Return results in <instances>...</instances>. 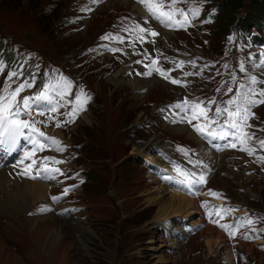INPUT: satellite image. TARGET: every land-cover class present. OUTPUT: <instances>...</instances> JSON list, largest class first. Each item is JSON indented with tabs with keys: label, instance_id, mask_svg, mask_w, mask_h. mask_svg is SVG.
<instances>
[{
	"label": "rangeland",
	"instance_id": "374dc122",
	"mask_svg": "<svg viewBox=\"0 0 264 264\" xmlns=\"http://www.w3.org/2000/svg\"><path fill=\"white\" fill-rule=\"evenodd\" d=\"M21 1L23 5L17 4L15 7L7 2L15 4L16 0H0V66L3 68L0 70V95L6 85L11 87L17 80V76L9 78V74L16 72L21 75L25 69V63L19 59L25 55L28 47L38 50L45 61L58 64L75 74L85 84L82 87H87V92L92 95L91 101L87 100L90 103L89 109L82 113L85 114L82 117L79 115L75 123H71L75 117L63 116L57 111L40 115L30 108V116L21 114L20 118L24 120L51 122L49 130L64 136L78 154L67 150L68 158L62 159L49 155L50 147H47L48 155L37 151V163L29 170L31 174L33 171H41L38 178L47 180L50 186L38 180H29L45 184L49 190L46 199L38 200L33 205L28 203L31 206L26 208L24 214L28 218L53 214L67 231L60 237H54L51 234L52 228L45 230L32 227L25 219H21L24 216L23 210L14 213L0 211V264H264L263 251L254 244H236L238 261L233 263L231 258L234 247L227 246L225 242H205L201 232L203 229L177 239L169 236L162 228L163 224H167L171 227L169 231L175 230L173 227H179L180 223L172 220L175 216L172 213L157 219L156 205L144 200L160 186L165 187L166 196L173 191L158 177L153 179L152 175L162 174L160 164L151 166L142 154V149L153 139L165 147H155L151 153V157L155 156L158 163L165 162L160 152L167 150L173 142H185L193 146L199 155L208 159L209 182L224 188L241 206L247 203L264 208V175L249 167L247 161L239 158L236 152L218 155L207 148L214 157L202 147L200 151L196 139L174 130L171 119L162 120L159 108L163 103L178 97L183 88L174 84L177 88L153 84L149 89H139L138 93L129 82L135 80L134 75H153L164 79L151 65V49L155 53H162L173 43H185L212 53L215 48L222 47L223 39L228 36L233 40L239 36L245 38L252 31H264V1L255 2L252 12L248 13L251 0H240L241 6H235L234 2L221 4V0H204L199 18L212 19L209 29H204L201 22H198L197 26L202 30L183 32L181 27H167L155 19L154 31L146 34L136 31L138 27L131 23L126 30L132 31L128 38L123 39L122 34V59L106 52H95L93 46L98 42L99 35L119 17L137 13L129 4L115 0ZM93 2H96L94 10L89 8ZM51 14H57V17L53 20L45 18V15ZM194 27L195 19H192L184 28ZM161 28L167 31H161ZM151 32L159 35L152 36ZM135 41H140L139 49L126 47L133 46L132 42ZM250 46L258 48L260 45L253 43ZM181 48V53L189 58L191 49L184 46ZM164 60L166 66L171 67V72L175 73L177 67H173L174 56L169 54ZM120 68L123 69V82L115 83L109 78ZM34 75L33 72L31 77ZM69 84L71 92L75 85L73 81H69ZM23 94L24 91L20 96ZM56 97L58 103L62 102L63 95L57 93ZM164 108L171 110L175 107L166 104ZM257 113L264 119V105L258 108ZM61 117L63 125L60 123ZM36 127L42 132L43 127L47 129L41 123H37ZM25 132L28 130L25 129ZM54 138L59 141V148H62L61 140ZM37 139L45 147L48 145L46 137L37 135ZM24 145L30 149L33 147L21 137L14 149V157L18 156ZM50 145L57 150L51 140ZM63 151L58 150L59 153ZM1 156H9L10 165L15 167L10 154ZM44 157L54 159L45 160ZM72 163H78L84 171L72 167V179L69 181V164ZM28 164L31 161L20 167L21 173ZM45 164L49 169H60L55 175L59 177V184L63 183L64 186L85 176L80 187L73 185L71 191L74 195L70 199L59 195L58 200L52 203L49 201L50 193L58 189L54 188L57 184L52 172L43 171L42 166ZM193 193L204 195L197 186L193 188ZM41 208L47 210L40 211ZM189 212L188 215L182 214V217L188 222H195L198 214L195 211ZM81 227L92 228L94 234L82 233L78 230ZM175 234L179 236V233ZM80 235L87 237V241L80 242ZM152 236L178 240V245L162 248L169 255L166 254L168 262L162 263L155 256L150 241Z\"/></svg>",
	"mask_w": 264,
	"mask_h": 264
},
{
	"label": "snow or ice",
	"instance_id": "6c2138e0",
	"mask_svg": "<svg viewBox=\"0 0 264 264\" xmlns=\"http://www.w3.org/2000/svg\"><path fill=\"white\" fill-rule=\"evenodd\" d=\"M141 3L146 11L148 12L151 18L156 19L160 23L164 24L167 27H185L189 24L188 13L185 10L176 8L175 5L177 4L178 0H170V2H165V0H138ZM199 10L193 9L191 10V15L195 17L198 15ZM177 14H179L182 19H177ZM139 27V25H137ZM141 32L148 31L145 28H140ZM152 36H157L159 33L151 32ZM116 37L105 36L101 37V39H115ZM231 39V37H230ZM114 51H118V49H114ZM139 63V61H137ZM157 63L156 60L152 61V64L155 65ZM177 68L181 67V64L176 65ZM226 67V66H225ZM0 70H3L2 66H0ZM239 70L241 72H245V65L241 63L239 65ZM159 71L165 79H168V76L165 72L161 71L160 69H156ZM150 74V73H145ZM16 72H12L9 74V78L16 76ZM185 75H190L189 73H185ZM236 77L233 76V81L235 82ZM248 83H242L239 87L235 90V95L227 100L225 103L229 106H233L235 111L230 110L229 107L224 108H216L215 112L213 113L212 117L210 118L208 115L209 109L207 107H203V101L190 103L189 101L185 100L182 103H177L171 107H175L180 109L181 111H185L187 107H191L192 114L190 117H180L181 121L187 119L189 123L193 120H199L203 118L207 123L205 124H193V128L196 130L203 137H211L213 139L219 138L220 140H225L228 137L236 138L239 143L243 146L247 139H251L247 133L242 132V129L245 127H249L247 124L248 119L253 115L251 109L256 107L257 105H264V88H260L257 90L254 85L257 83V78L255 76L248 77ZM173 84H180L181 81L179 80H171ZM32 85L28 82L20 83L17 87L13 90L9 91L10 85H6L5 88L2 90L3 94L0 95V147H4L7 151H12L16 148L20 138L23 137L25 140L29 141L33 147L31 151H26L24 153L23 159L19 161V163L23 164L24 160L30 159L35 155L37 151L42 150L45 145L37 139V135L39 137H45V133H43L40 128L36 127L37 123H42V121H33V120H24L21 119V114L31 115L29 109L32 108L33 102L35 101H48L50 105L53 104L51 97L48 95L47 90L49 89V85H45V91H41L35 97L29 96H20V93L24 91L26 88H30ZM66 89L70 87V85H65ZM219 91V89H217ZM228 92H233V88L229 87ZM63 95V93L61 94ZM259 97V98H257ZM90 97H87L83 93L76 95L75 103L73 104L72 111L69 112L67 115L73 116L77 111L83 110L84 104L87 103V100ZM208 103H215V101H209ZM59 105H54L51 107L52 112H56ZM198 110V111H197ZM163 111V109H162ZM43 115L44 113H38ZM223 124H216L215 128L212 127L215 120L225 117ZM59 126V125H58ZM227 128L228 130H224ZM25 129L28 132H25ZM219 129V131H217ZM46 139L51 140L53 145L57 146V150L62 151V148H59V141H57L54 137H46ZM260 146L264 148V141H260ZM226 146L236 148L237 144L229 142ZM180 151L187 154V150L181 148ZM241 151H248V154H252L251 149H247L245 147H241ZM45 160L54 159L52 157H44ZM261 159H264L262 157ZM59 163V161H56ZM37 161L32 159L31 164L26 165L25 170L21 173V175L29 176L31 175L30 169L35 165ZM196 166L201 164V161H189ZM44 172H60V169H49L48 166L45 164L42 166ZM175 171L177 172L179 177H183V179H177L174 176H168L166 179L177 181L178 184L182 188H186L191 191L195 186L201 185L205 183V173L201 172L199 174L195 172H190L188 170L182 169L179 166L175 167ZM41 171H37L35 176L32 178H36L41 176ZM47 178V177H45ZM74 187V186H73ZM69 189H65L63 194H67ZM212 195H216V193H210ZM60 197H52L53 201L58 200ZM47 209L41 208L40 211H46ZM219 215V212H217ZM217 222L218 221H214ZM251 223V221H248ZM220 227L227 229L229 226L226 224H221ZM230 235H235L234 232L230 233ZM247 238V237H246Z\"/></svg>",
	"mask_w": 264,
	"mask_h": 264
},
{
	"label": "bare ground",
	"instance_id": "6f19581e",
	"mask_svg": "<svg viewBox=\"0 0 264 264\" xmlns=\"http://www.w3.org/2000/svg\"><path fill=\"white\" fill-rule=\"evenodd\" d=\"M115 1L129 4L133 8L134 11L139 12L141 14H145L142 6L134 2L133 0H115ZM171 33H174V31ZM122 75H123V69L119 70L115 75H113L109 79L117 83L119 81H122L123 79ZM133 78H135V80H130L129 82L132 84L133 88L137 90L138 93H139L138 91L139 89L141 88L146 89L148 87L150 88V86L153 84L166 85L172 89L177 88L174 85L160 78H157L153 75H146V76L134 75ZM82 115H85V114L81 113L80 117H82ZM172 125H173L172 128L174 130L180 131L181 133H187L188 136L193 137L194 139H196L197 141L201 143L199 138L194 134L192 130L189 129V127L184 122H176ZM160 146H163L162 143L159 141L157 142L156 139H153L148 144H146L145 147L142 149L143 156L146 157L147 159H150L151 161H155L156 157L155 156L151 157V153L155 147H160ZM206 152L208 154L214 155L213 153H211V151L209 150L207 151V149H206ZM2 154H7V153H2ZM214 157L216 156L214 155ZM10 164H11V161H10L9 156L0 157V211H3V212L6 211L7 213H14V212H19L23 210L22 214L24 216L23 215H19V216H23L21 219H25L30 226L37 227V228L42 227L45 230L52 228L51 234H53L54 237L55 236L60 237L61 235H63L67 230L64 224L53 214L46 215V216H32L31 218L26 217V215L24 214L26 211V208L28 209V207L31 206L28 203L32 204L38 200L46 199V196H47L46 192L49 190V188L47 185L42 184L40 182L46 183L49 186L50 184L45 181H40V182L29 181V180H37V179H28V178L22 177V175L20 174L18 170V167L13 164L16 167L15 168L11 166ZM152 176H154L153 179H156L155 175H152ZM22 178L27 179V180H23ZM17 179L23 180V181H18ZM172 190L173 191L171 195L166 196L165 187L160 186L159 189H156L153 192L149 193L147 198L144 199L145 202L154 203L156 205L157 219L161 216L169 215L171 213L174 215L182 216V214L184 213L188 215L189 211H192V212L195 211L196 212L195 214H200V211L198 210V207H197L196 198L187 196L185 192L179 191L177 189H172ZM34 215H37V214H34ZM210 225L211 224L206 223L205 227L201 231L203 235L205 236L204 237L206 239L205 242L207 241V243H213V242L223 241L226 244L227 242L225 240L223 232L221 230H220L221 232L218 231L219 229L217 230L215 226L214 228L213 225L211 226ZM181 229L182 228H179V230ZM78 230L81 231L82 233L94 234V231L92 230V228L84 229L81 227ZM152 237L153 238H151L150 241L153 244L152 248L154 250L155 256L162 263L168 262L169 255L167 253H164L162 251L163 250L162 248L163 246H171V245L174 247L175 245H178L179 243L178 240H174V239L168 240V239H164L162 236H157L156 238L154 236ZM78 239L80 242H86L87 241L86 239L88 238L87 237L84 238V236H81V238L78 237ZM249 244L250 243H248V245ZM261 253L264 254V252H261Z\"/></svg>",
	"mask_w": 264,
	"mask_h": 264
},
{
	"label": "trees",
	"instance_id": "16d2710c",
	"mask_svg": "<svg viewBox=\"0 0 264 264\" xmlns=\"http://www.w3.org/2000/svg\"><path fill=\"white\" fill-rule=\"evenodd\" d=\"M257 1H264V0H251L250 1V6L252 7H255L254 3L257 2ZM234 2V5L235 6H241L242 2H240V0H221V4H230V3H233ZM8 4L10 5H13L15 7H17V4H19L20 6L23 5L22 1L21 0H16V2H14L15 4H11L9 2H7ZM57 17V14H51V15H45V18H48L49 20H53V18H56Z\"/></svg>",
	"mask_w": 264,
	"mask_h": 264
},
{
	"label": "crops",
	"instance_id": "0c3cea01",
	"mask_svg": "<svg viewBox=\"0 0 264 264\" xmlns=\"http://www.w3.org/2000/svg\"><path fill=\"white\" fill-rule=\"evenodd\" d=\"M211 226V225H210ZM214 227V226H213ZM215 228V227H214ZM218 230V229H217ZM218 231H220V230H218ZM221 232V231H220ZM224 235V234H223ZM225 237V236H224Z\"/></svg>",
	"mask_w": 264,
	"mask_h": 264
}]
</instances>
